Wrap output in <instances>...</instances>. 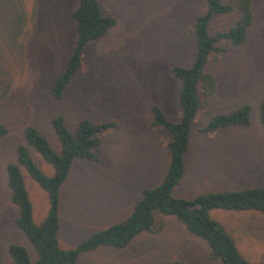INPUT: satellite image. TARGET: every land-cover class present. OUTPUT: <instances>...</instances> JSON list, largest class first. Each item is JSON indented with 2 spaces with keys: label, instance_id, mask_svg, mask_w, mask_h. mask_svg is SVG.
<instances>
[{
  "label": "rangeland",
  "instance_id": "rangeland-1",
  "mask_svg": "<svg viewBox=\"0 0 264 264\" xmlns=\"http://www.w3.org/2000/svg\"><path fill=\"white\" fill-rule=\"evenodd\" d=\"M104 14L117 25L89 44L83 70L62 99L51 97L52 80L64 68L75 40L70 11L76 0H0V79L8 84L0 99V123L7 135L0 139V258L9 264V244L25 246L14 225L18 214L6 186L5 166L15 160L27 126L38 129L58 149L51 127L57 115L72 130L78 121H115L117 129L101 135L95 150L98 162L77 160L61 187L59 246L73 249L98 230L125 219L144 189L163 180L169 159L170 135L150 129L151 107L159 106L167 119L177 121L179 82L173 66H189L195 43L191 29L203 0H98ZM254 24L247 42L223 43L226 52L210 62L206 72L216 91L193 125L185 155L186 175L173 197H193L222 190L264 187V128L258 105L264 99V0H253ZM241 104L252 107L250 125L229 128L213 139L199 129L215 114ZM39 168L52 170L32 152ZM39 224L47 213L46 194L23 171ZM211 216L234 239L250 264H264V214L215 210ZM219 264L211 260L206 243L191 236L173 217L156 214L150 232L139 235L124 250L101 248L80 256L77 264Z\"/></svg>",
  "mask_w": 264,
  "mask_h": 264
},
{
  "label": "trees",
  "instance_id": "trees-1",
  "mask_svg": "<svg viewBox=\"0 0 264 264\" xmlns=\"http://www.w3.org/2000/svg\"><path fill=\"white\" fill-rule=\"evenodd\" d=\"M70 18L75 24V40L63 70L51 82L49 92L55 100L63 98L74 77L83 70V55L89 44L102 39L117 25L115 17L102 12L98 0H76ZM253 24V0H203L201 13L191 29L195 43L192 62L186 67L171 68L172 77L179 82L180 117L170 121L159 106L151 107L149 128L163 129L171 137L166 143L169 159L163 180L156 187L142 191L125 219L96 231L73 249H62L58 242L61 187L75 161H99L95 150L102 144L101 135L116 130L117 123L82 119L70 130L64 117L57 115L50 124L58 149L38 129L25 127L22 143L15 149V160L5 166V174L10 202L18 210L13 225L26 238L34 259L25 246L9 244V264H77L81 255L101 248L124 250L139 235L152 231L156 214L173 217L191 236L204 241L211 260L219 264H250L211 213L219 210L264 214V187L210 191L192 199L176 198L172 193L186 175L185 155L193 125L216 91L215 77L206 72V67L226 52L223 43L229 42L235 47L244 45ZM8 87L7 82L0 79V99L7 94ZM251 111L250 104H241L227 113L213 115L199 131L213 139L224 129L246 128L250 125ZM258 117L264 128V99L258 105ZM7 133V128L0 123V139ZM32 152L50 167V175L39 168ZM23 171L47 196V213L38 225L33 220V206ZM0 264H3L1 258ZM166 264L188 263L172 260Z\"/></svg>",
  "mask_w": 264,
  "mask_h": 264
}]
</instances>
